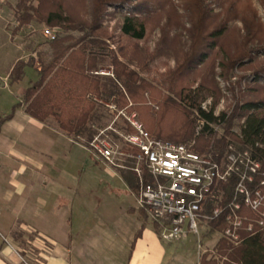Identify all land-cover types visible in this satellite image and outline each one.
Listing matches in <instances>:
<instances>
[{
  "label": "trees",
  "instance_id": "16d2710c",
  "mask_svg": "<svg viewBox=\"0 0 264 264\" xmlns=\"http://www.w3.org/2000/svg\"><path fill=\"white\" fill-rule=\"evenodd\" d=\"M259 1L264 7V0ZM11 6L16 29L36 22L58 28L59 34L49 39V54L40 51L13 66L12 81L21 80L27 67H33L37 77L11 113L0 117V128L21 106L42 122L53 118L61 132L93 151L90 143L110 125L103 121L104 110L115 105L114 117L125 123L119 129L135 131L122 109L127 115L137 112L156 137L176 143L193 140L197 152L220 155L233 143L241 151L249 150L264 167V60L257 59L264 55V23L253 0H17ZM114 13L122 16L117 37L108 25V15ZM236 20L243 23L245 34L231 40ZM156 29L159 37L152 44ZM101 69L111 73H100ZM237 69L251 74L232 81ZM216 74L229 82L234 94L237 87L244 91L243 79L252 77L245 81L253 98L234 95L232 110L217 114L222 89ZM210 97L213 101L205 109L203 103ZM236 119L243 120L241 133L233 131ZM122 149L138 150L126 144ZM125 159V167H117L119 173L139 193L136 160ZM145 178L149 179L147 172ZM236 181L233 176L230 183L216 187L224 204L232 199ZM218 202L208 201L205 211L211 213ZM227 211L210 221L208 234L225 229ZM146 215L142 210V217ZM152 223L160 233L158 224ZM214 250L210 258V253L203 254L200 264H264V228L242 232L240 243L221 236Z\"/></svg>",
  "mask_w": 264,
  "mask_h": 264
},
{
  "label": "crops",
  "instance_id": "0c3cea01",
  "mask_svg": "<svg viewBox=\"0 0 264 264\" xmlns=\"http://www.w3.org/2000/svg\"><path fill=\"white\" fill-rule=\"evenodd\" d=\"M9 15L0 8V117L11 113L29 85H21L24 77L16 82L10 77L15 63L27 61L30 53L15 58L4 48L21 29L14 30ZM32 24L29 27L35 29ZM80 149L100 160L21 106L1 126L0 264H22V256L34 264H199L198 249L192 255L186 246L168 245L191 241L190 235L164 240L149 217H142L137 193L116 166L105 161L111 176L123 181L120 184L101 175L93 183L83 181V170L70 167Z\"/></svg>",
  "mask_w": 264,
  "mask_h": 264
},
{
  "label": "built area",
  "instance_id": "2783aa9c",
  "mask_svg": "<svg viewBox=\"0 0 264 264\" xmlns=\"http://www.w3.org/2000/svg\"><path fill=\"white\" fill-rule=\"evenodd\" d=\"M44 31L50 39H55L58 28L45 27ZM100 73L110 74L111 70L101 69ZM206 105H203L205 109ZM120 113L127 117L135 131H115L127 146L138 150L125 151L118 143L106 139V129L101 130L90 144L95 153L112 166L125 167L116 161L117 154L136 160L133 170L140 179L138 208L158 224L162 239L177 241L195 234L201 258L207 249L203 246L198 218H202V224L207 223L210 229V221L227 209V225L219 233L233 243L241 242L242 232L253 233L256 228H264V167L249 150L241 151L231 143L223 155L217 151L200 153L194 149V143H176L153 136L136 119V113ZM233 131L241 133L240 129L233 128ZM233 176L237 178L234 195L224 204L216 187L228 184ZM216 200L219 204L207 213L206 203ZM244 208L250 214L245 213ZM21 263L34 264L25 256L21 257Z\"/></svg>",
  "mask_w": 264,
  "mask_h": 264
},
{
  "label": "rangeland",
  "instance_id": "374dc122",
  "mask_svg": "<svg viewBox=\"0 0 264 264\" xmlns=\"http://www.w3.org/2000/svg\"><path fill=\"white\" fill-rule=\"evenodd\" d=\"M16 1L17 0H0V8L5 7L6 15H9V13H11L9 15L11 19H9V18L8 19L10 20V24L13 25L14 30L16 29V26H14V20H16V18L14 16V10H13L11 5H15ZM176 2L178 3V0H176ZM253 3H254V6L257 10L258 16L260 17L261 21L264 23V7H263V5L261 4V2L259 0H253ZM179 10H180V12H183V8L181 6L179 7ZM121 23H122V16L120 13H114V14L108 15L109 28H110L111 32L116 35V37L119 35V26ZM34 24L36 27L35 29L32 27H29V26H25V27L21 28L20 31L14 35L15 39H14L13 44H12V42H9L7 44V46L4 47L5 49H7V51H10V50L12 51L13 57L16 58L17 56H22V55H25L26 57H28L29 53H30V55L33 54V55L37 56L40 51H43V52H46L47 54H49V52L51 50L50 40H49L50 38L46 35V33L44 31L43 27L45 25L42 26V24H39L36 22H34ZM231 25H232V29L235 31L232 34L231 40H234L240 34H243V35L245 34V30L243 28V23L240 20L234 21ZM10 30H12V29H10ZM74 34L78 35L79 33L74 32ZM7 37H9L8 33H7ZM158 37H159V29H156L153 32L152 37H151L152 44H154V42H156ZM112 46L114 47L115 45H112ZM0 59H1V47H0ZM257 59L258 60H262V59L264 60V55L258 54ZM170 64L173 65L174 61L171 60ZM216 71L218 74V71H220L219 68H217ZM244 74L250 75L251 71L250 70H238V69L235 70V76L232 78V81H236L238 79V76H241ZM36 76L37 75H36L35 70L31 69V72H29V73L27 72L25 74V76L23 78L24 80L21 82V85L27 86L30 78L34 79ZM216 77H217V80H218V82L221 86V89H222V96H221L219 103L216 107V113H220L223 110L231 111L233 106L236 104V101H237L236 98H234V95L239 97V96H242L244 94V96H246L247 98H250V99L253 98V94L251 95V93L247 92L246 85H248V84L245 81L246 79L247 80L252 79V77L249 76V78L242 80L241 88H243L244 91L241 92L240 89L237 87L234 91L236 94H234L233 91L229 89V82L223 80V78H221L219 75H217ZM16 94H18V93H16ZM14 96H16V95H14ZM20 98L22 99V96H20ZM212 101H213V98L210 97L203 103V105L206 103L207 104L206 106L208 108L211 105ZM152 106L155 109L159 108L157 103H152ZM109 109L110 110L109 111L106 110V112L104 110L105 117L103 118V121L108 122V123L110 122V125H109V127H107V131L104 134V137L106 139H109V140H112V141L118 143L120 145V147H123L125 145L122 142L123 139L120 137V135L115 130L126 132L127 130L119 129L120 128L119 125H124L125 123L121 119H118V116L114 117L113 111H115L117 109L115 107V105H111V108H109ZM10 110H11V107H9V109H7V112H10ZM122 111L126 112L125 109H122ZM134 112H136V111H134ZM136 114H137V112H136ZM136 119L141 122V120L139 119V115L137 116ZM48 123L50 125H52L54 128L59 130L58 123L53 118H50L48 120ZM241 123H243V120L236 119L234 128L240 129ZM144 127H145V125H144ZM111 131L117 133L119 135V138L116 139L114 137V135L111 133ZM152 135L156 137V135H154V134H152ZM192 141H190V143H194ZM129 147H131V146H129ZM93 152L95 153L94 150H93ZM78 156H79V159L77 158V160H76V158L74 159L72 157V160H73L72 162L74 164L71 163L70 167L72 170L76 169L77 172H78V170L79 171L83 170V175H82L83 181L93 183L94 181H98L97 177L99 175H101V178L103 180L105 179V181L118 183V184L123 182L118 176H116V177L111 176V174L108 172L107 167H106L107 161L105 162V160L102 158V156L99 155L100 160L98 159L99 161L96 162V159L98 157L93 155L91 152H89L88 149H85V150L80 149V153ZM125 157L117 154L115 159L119 164H121V163L124 164L126 161ZM135 164H137V163L135 162ZM142 165H144V164H141V166ZM229 183H230V181H229ZM198 223L201 227V236H202L201 238L203 241L204 249H207L205 253H210L208 256V258H210V257H212V254H214V252H215L214 248H215V245L217 244V241L221 237V233L217 232L214 234H208L207 232L209 231V229L207 227V223L202 224V218H198ZM190 238L192 239L191 241L186 240L185 242H172V243H169L168 245L186 246L188 248V252L191 251L192 255H194V254H196V250H197L198 237L195 234H190ZM216 258H220V256H217ZM220 259L224 260L225 257H222ZM223 260H221V261H223Z\"/></svg>",
  "mask_w": 264,
  "mask_h": 264
}]
</instances>
